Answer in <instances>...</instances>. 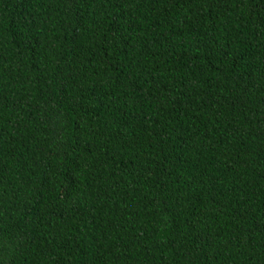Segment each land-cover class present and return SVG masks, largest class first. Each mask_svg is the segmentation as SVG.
Returning <instances> with one entry per match:
<instances>
[{"label":"trees","instance_id":"trees-1","mask_svg":"<svg viewBox=\"0 0 264 264\" xmlns=\"http://www.w3.org/2000/svg\"><path fill=\"white\" fill-rule=\"evenodd\" d=\"M0 264H264V0H0Z\"/></svg>","mask_w":264,"mask_h":264}]
</instances>
